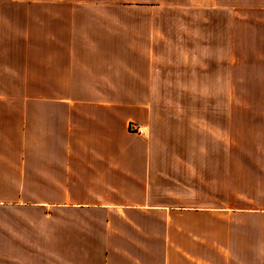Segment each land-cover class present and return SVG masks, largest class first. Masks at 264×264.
I'll return each mask as SVG.
<instances>
[{
  "label": "crops",
  "instance_id": "1",
  "mask_svg": "<svg viewBox=\"0 0 264 264\" xmlns=\"http://www.w3.org/2000/svg\"><path fill=\"white\" fill-rule=\"evenodd\" d=\"M56 1L29 97L8 94L25 61L0 50V264H264V209L175 204L188 185L150 137L148 98L199 90L167 77L189 65L181 43L108 18L123 8Z\"/></svg>",
  "mask_w": 264,
  "mask_h": 264
},
{
  "label": "rangeland",
  "instance_id": "2",
  "mask_svg": "<svg viewBox=\"0 0 264 264\" xmlns=\"http://www.w3.org/2000/svg\"><path fill=\"white\" fill-rule=\"evenodd\" d=\"M92 1L123 8L108 15L115 22L165 27L189 64L164 66L167 77L182 87L199 79L192 96L148 98L150 137L171 155L166 171L188 185L175 204L264 209V0ZM56 2L0 0V50L14 66L25 61L23 88L8 81V94L30 96L34 40L67 14Z\"/></svg>",
  "mask_w": 264,
  "mask_h": 264
},
{
  "label": "built area",
  "instance_id": "3",
  "mask_svg": "<svg viewBox=\"0 0 264 264\" xmlns=\"http://www.w3.org/2000/svg\"><path fill=\"white\" fill-rule=\"evenodd\" d=\"M134 126H135L134 124H130V126H129V127H130V128H132V127H134ZM135 128H136V127H135Z\"/></svg>",
  "mask_w": 264,
  "mask_h": 264
}]
</instances>
